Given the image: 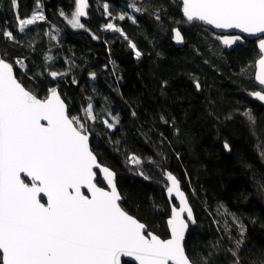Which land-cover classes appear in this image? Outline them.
Returning <instances> with one entry per match:
<instances>
[{
	"label": "trees",
	"instance_id": "1",
	"mask_svg": "<svg viewBox=\"0 0 264 264\" xmlns=\"http://www.w3.org/2000/svg\"><path fill=\"white\" fill-rule=\"evenodd\" d=\"M133 3L142 11L129 7ZM38 9L45 19L20 32L17 17ZM74 10V0H18L15 9L0 0V30L16 37L0 35V53L14 63L18 79L40 98L58 89L70 115L86 122L98 160L116 172L123 207L149 231L169 237L171 173L196 217L185 242L188 255L197 262L206 257L208 264H261L264 106L249 95L260 89L257 41L228 50L203 23L185 20L180 0H89L82 29L60 15L71 18ZM108 23L121 31L105 28ZM176 27L182 47L173 42ZM51 71L64 75L53 79ZM89 103L94 121L85 115ZM113 117L119 122L109 129L104 121ZM132 156L141 163L133 164Z\"/></svg>",
	"mask_w": 264,
	"mask_h": 264
},
{
	"label": "snow or ice",
	"instance_id": "2",
	"mask_svg": "<svg viewBox=\"0 0 264 264\" xmlns=\"http://www.w3.org/2000/svg\"><path fill=\"white\" fill-rule=\"evenodd\" d=\"M10 2L17 8L18 0ZM74 4L71 18L63 11L60 15L72 28L82 29L88 0H74ZM182 4L188 22L238 29L251 36L264 34V0H182ZM129 7L142 11L135 3ZM103 10L111 17L108 3ZM17 19L19 31L24 32L45 17L38 12ZM105 27L121 31L113 23ZM0 35L16 39L12 31L0 30ZM175 37L182 40L178 30ZM217 39L231 47L243 37L221 35ZM258 48L256 79L264 85V38L258 39ZM140 55L137 51L136 56ZM49 75L56 79L64 73L51 71ZM251 95L264 101V91ZM84 111L88 120L96 119L92 103ZM245 116L255 123L251 112ZM112 119L104 121L109 129L119 122L118 117ZM129 159L135 165L141 163L135 156ZM167 180V192L175 194L179 207H172L167 220L170 238L161 239L124 210L115 173L98 162L89 147L86 122L70 115L58 89L52 87L45 98H39L18 80L7 53H0V264H122V257H131L137 264H208V258L197 262L186 252L185 233L189 222L195 223L193 212L177 178L167 173ZM100 182L107 187L98 186ZM240 231L243 235V224ZM241 243L237 242V248ZM234 264H240L239 260Z\"/></svg>",
	"mask_w": 264,
	"mask_h": 264
},
{
	"label": "water",
	"instance_id": "3",
	"mask_svg": "<svg viewBox=\"0 0 264 264\" xmlns=\"http://www.w3.org/2000/svg\"><path fill=\"white\" fill-rule=\"evenodd\" d=\"M181 2H182V0H180ZM88 4H89V0H88ZM86 12H87V14H88V8L86 9ZM182 13H183V4H182ZM183 16H184V14H183ZM87 17V15L85 16V17H82L81 19H84V18H86ZM184 18H185V20H186V17L184 16ZM187 21V20H186ZM193 22H201V23H203L205 26H207L210 30H211V33H212V35H213V37L214 38H216L217 39V37L218 36H221V35H240V36H242L243 37V39L241 40V41H239V42H237L235 45H233V46H231V47H227V46H225V45H223L222 44V42L220 41V43L222 44V46L223 47H225V48H227L228 50H231V49H233L236 45H238V44H245L246 43V40L247 39H250V40H256L257 41V48H258V39L259 38H264V34H257L256 36H251V35H248L247 33H241L238 29H230V30H222V29H216L214 26H212V25H208V24H205L204 22H202V21H193ZM179 31L180 33H181V36H182V40L181 41H177V39H176V37H175V31ZM173 34H174V38H173V42L175 43V45L177 46V47H182L184 44H185V39H184V35H183V33H182V31L178 28V27H176V28H174V30H173ZM258 50H259V48H258ZM260 52V51H259ZM258 61V60H257ZM257 61H256V70H255V80H256V83H257V85L260 87V89H258V90H256V91H252V92H249V95H250V97L252 98V99H254V100H256V101H258L260 104H262L263 106H264V101H260V100H258L257 98H255L253 95H251L252 93H254V92H258V91H264V85H261L260 83H259V81L256 79V75H257V72H258V65H257ZM14 74H15V71H14ZM16 75V74H15ZM18 78V77H17ZM19 80V79H18ZM24 85V84H23ZM196 85H197V83H196ZM25 86V85H24ZM26 87V86H25ZM27 88V87H26ZM28 89V88H27ZM60 94V93H59ZM60 96H61V94H60ZM40 98V97H39ZM61 98L63 99V97L61 96ZM41 99H43V98H41ZM64 100V99H63ZM65 101V100H64ZM65 104H66V106H67V108H68V104L66 103V101H65ZM89 147H90V149L93 151V149H92V146H91V143H90V134H89ZM228 150H229V148H228ZM93 153H94V155H96V153L93 151ZM96 157H97V155H96ZM97 160H98V157H97ZM98 162L102 165V166H105V167H108V166H106V165H104L103 163H101L99 160H98ZM111 171H113L114 173H115V182H116V172L114 171V170H112L110 167H108ZM97 172H98V177H99V179L102 181V175L101 174H99V171L97 170ZM172 175H174V174H172ZM175 176V175H174ZM176 177V176H175ZM177 178V177H176ZM166 179H167V176H166ZM177 180L179 181V185H180V189H181V191H183L184 193H185V196H186V198H187V201H188V205H189V207H191V209H192V212H193V217H194V220H195V223H192V222H189V224H188V228H187V230H186V233H185V242H186V239H187V235H188V232H189V229H190V226L191 225H195L196 224V217H195V213H194V210H193V207H192V205H191V203H190V201H189V198H188V195H187V192L182 188V184H181V182H180V180L177 178ZM168 181V180H167ZM103 183V185H101L100 183H99V185L98 186H101V187H107V185H106V182H102ZM117 185V184H116ZM168 185L170 186V181H168ZM118 188V187H117ZM118 191H119V189H118ZM120 192V191H119ZM121 194V193H120ZM167 194H168V192H167ZM122 196V195H121ZM168 198H169V201H170V204H171V210H172V207L173 206H176V207H179V201L176 199V197H175V194L173 193V195L172 196H169V194H168ZM175 203H174V202ZM122 202H123V197H122V201H121V205H122ZM122 207H123V205H122ZM124 208V207H123ZM124 210L125 211H127L125 208H124ZM128 212V211H127ZM129 213V212H128ZM130 215H132L131 213H129ZM134 218H136L138 221H140L136 216H134V215H132ZM185 218H186V213H185ZM141 223H144V222H142V221H140ZM145 224V223H144ZM146 225V224H145ZM146 227H147V231H149V228H148V226L146 225ZM168 229H169V226H168ZM150 232H152V231H150ZM153 234H155V235H158V234H156V233H154V232H152ZM159 236V235H158ZM161 239H168V238H170V229H169V237H167V238H163V237H161V236H159ZM185 242H184V244H185ZM185 249H186V246H185ZM186 252H187V250H186ZM188 254V253H187ZM123 260H127V261H130V262H132V263H134V264H137V262L136 261H134L133 260V258H131V257H122V264H123Z\"/></svg>",
	"mask_w": 264,
	"mask_h": 264
},
{
	"label": "rangeland",
	"instance_id": "4",
	"mask_svg": "<svg viewBox=\"0 0 264 264\" xmlns=\"http://www.w3.org/2000/svg\"><path fill=\"white\" fill-rule=\"evenodd\" d=\"M38 12H40V13H42L43 14V16H44V13H43V11L41 10V9H38V10H36L29 18H31L35 13H38ZM40 21H42V20H37L36 21V23H39ZM106 28V27H105ZM109 30H112V29H109Z\"/></svg>",
	"mask_w": 264,
	"mask_h": 264
},
{
	"label": "built area",
	"instance_id": "5",
	"mask_svg": "<svg viewBox=\"0 0 264 264\" xmlns=\"http://www.w3.org/2000/svg\"><path fill=\"white\" fill-rule=\"evenodd\" d=\"M17 64V63H16ZM22 64V62L20 63V65ZM19 65V64H18Z\"/></svg>",
	"mask_w": 264,
	"mask_h": 264
},
{
	"label": "flooded vegetation",
	"instance_id": "6",
	"mask_svg": "<svg viewBox=\"0 0 264 264\" xmlns=\"http://www.w3.org/2000/svg\"><path fill=\"white\" fill-rule=\"evenodd\" d=\"M248 40H250V39H248Z\"/></svg>",
	"mask_w": 264,
	"mask_h": 264
}]
</instances>
